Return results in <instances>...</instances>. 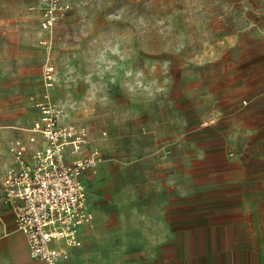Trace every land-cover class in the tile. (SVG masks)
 <instances>
[{"label": "rangeland", "instance_id": "1", "mask_svg": "<svg viewBox=\"0 0 264 264\" xmlns=\"http://www.w3.org/2000/svg\"><path fill=\"white\" fill-rule=\"evenodd\" d=\"M37 2L0 0V178L12 163L10 143L37 116L45 88ZM71 6L50 50L52 95L103 152L86 175L106 178L117 211L113 199L90 198L91 179L86 185L89 208H108L99 217L104 234L117 238V223L155 221L163 200L172 214L203 200L211 206V196L229 191L230 201L261 208L264 0ZM5 249L0 243V255Z\"/></svg>", "mask_w": 264, "mask_h": 264}, {"label": "built area", "instance_id": "2", "mask_svg": "<svg viewBox=\"0 0 264 264\" xmlns=\"http://www.w3.org/2000/svg\"><path fill=\"white\" fill-rule=\"evenodd\" d=\"M39 43L48 53L44 90L34 105L37 116L27 136L10 143L12 163L0 178L2 198L23 231L30 254L42 264H59L66 246H80V229L94 213L87 205L85 176L103 159L92 144L89 127L67 121L64 108L54 100L56 63L51 49L57 24L71 9V0H38Z\"/></svg>", "mask_w": 264, "mask_h": 264}, {"label": "crops", "instance_id": "3", "mask_svg": "<svg viewBox=\"0 0 264 264\" xmlns=\"http://www.w3.org/2000/svg\"><path fill=\"white\" fill-rule=\"evenodd\" d=\"M29 126L15 137L26 138ZM262 163L264 173V159ZM84 179L91 178L86 175ZM105 179H91L90 198L113 199L117 211V193L107 189ZM262 184L264 188V178ZM0 193L2 196L1 186ZM261 198L264 200V189ZM1 199L6 208L0 207V243L6 249L0 264H42L30 254L26 234L16 228L12 210ZM211 200V206L206 200L189 209L177 206L172 214L169 200H163L155 221L141 226L117 223V238L107 237L99 221L108 208L92 206L89 209L96 221L93 218L81 227L82 244L66 246L59 264H264V201L255 210L248 202L230 201L229 191L216 192Z\"/></svg>", "mask_w": 264, "mask_h": 264}]
</instances>
